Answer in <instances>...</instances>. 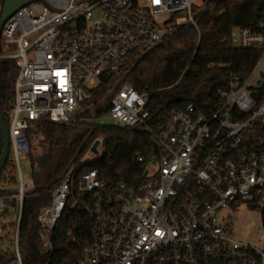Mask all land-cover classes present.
<instances>
[{"label": "built area", "instance_id": "2783aa9c", "mask_svg": "<svg viewBox=\"0 0 264 264\" xmlns=\"http://www.w3.org/2000/svg\"><path fill=\"white\" fill-rule=\"evenodd\" d=\"M204 1L35 0L5 21L0 58H12L18 74L8 123L12 168L6 164L0 175L4 264H26L24 204L37 184L25 182L21 160L33 171L38 166L32 149L39 123L75 122L84 101L108 85L104 74L179 30L163 18L185 15L184 24L199 30ZM229 40L234 50L257 56L247 71L233 67L228 87L209 104L192 97L181 107L154 110L149 92L130 83L109 88L113 124L148 132L155 152L135 155L141 171L133 179L108 181L91 166L104 148V138L96 137L39 213L43 264H59L57 254H79L60 264H264V241L239 237L220 216L241 204L264 216V30L237 26ZM75 212L90 219L89 238L85 227L77 234L61 226ZM64 234L72 243L84 240L79 253L74 244L58 249Z\"/></svg>", "mask_w": 264, "mask_h": 264}, {"label": "trees", "instance_id": "16d2710c", "mask_svg": "<svg viewBox=\"0 0 264 264\" xmlns=\"http://www.w3.org/2000/svg\"><path fill=\"white\" fill-rule=\"evenodd\" d=\"M198 13L199 30L192 24H184L173 35L167 36L162 44L148 53L134 52L126 58L119 72L106 73L107 86L95 90L94 98L84 101L78 119L72 123H54L42 121L37 132L46 133L49 144L48 162L52 159V150L63 140L64 147L57 165H53L45 182L37 184L35 190L26 197L22 219L21 245L26 264H43L46 260L39 253L37 240L40 224L38 216L50 201L51 188L61 179L67 169L81 157L90 143L103 134L104 148L98 160L91 166L101 170V176L108 181L131 180L140 173V165L135 160L137 153L150 154L155 147L146 131H128L121 127L95 124L90 120L96 115L107 113L109 109V88L120 82L130 83L141 92H149V105L154 110L181 107L192 97L206 104L212 98H219V90L228 87L233 67L247 71L256 59L252 51L233 49L229 40L235 27L250 28L253 31L264 30V0H205ZM3 0L0 2V9ZM226 38V39H225ZM2 35L0 46L2 47ZM0 47V49H1ZM18 67L12 58H0V102L5 118L9 123L14 97V83ZM103 104L95 116L91 107L96 101ZM86 124L74 132L79 124ZM42 129V130H41ZM79 129V128H78ZM3 150V137L0 127V156ZM40 157V156H39ZM39 157H33L39 161ZM12 168L10 154L7 168ZM39 174V173H38ZM64 228L73 227L78 234L85 227L89 238L90 219L83 212L66 216L60 223ZM84 240L72 243L62 235L61 248L73 245L79 250ZM79 254H57V263L69 256ZM4 259V257H3Z\"/></svg>", "mask_w": 264, "mask_h": 264}, {"label": "rangeland", "instance_id": "374dc122", "mask_svg": "<svg viewBox=\"0 0 264 264\" xmlns=\"http://www.w3.org/2000/svg\"><path fill=\"white\" fill-rule=\"evenodd\" d=\"M205 2H203V5ZM1 10V9H0ZM35 10L41 11L43 10L42 6L37 4L35 5ZM169 19V23L177 24L179 26H183L184 23L187 21V16L185 15H176L172 19L169 17L163 18V20ZM182 24V25H181ZM103 104L102 100L96 101L95 104L91 107V114L92 116L96 115V111L99 108L100 105ZM91 122L95 124H103L107 126H115L116 128L121 127V124H113V119L108 114V112L103 113L101 115H96L93 117ZM62 124V123H60ZM86 124L81 123L76 126L77 129L74 130V132H77V130L82 129L85 127ZM79 128V129H78ZM42 130V129H41ZM102 139L103 134L100 136ZM46 133L45 132H37L33 139V149H32V156L33 157H39L41 154H43L46 150ZM64 141L61 140L60 145H55L52 150V159H50L49 164H46L42 171L39 172V174H36L29 164H27L26 160H21V168L24 175L25 182H34L35 184H40L42 182H45L48 178L49 172L51 171V168L53 165H57L59 162ZM104 147V145H103ZM221 217H226V221L232 222L233 225L236 227L237 235L239 237L243 238H249L252 242L261 244L264 241V216L263 213L259 210L252 209L248 207L246 204H241V206L237 209L234 208H226L220 213Z\"/></svg>", "mask_w": 264, "mask_h": 264}, {"label": "water", "instance_id": "95a60500", "mask_svg": "<svg viewBox=\"0 0 264 264\" xmlns=\"http://www.w3.org/2000/svg\"><path fill=\"white\" fill-rule=\"evenodd\" d=\"M32 1L35 0H3L0 10V35H1V29L3 28L5 21L19 8L31 3ZM0 127L3 137V150L0 156V175H1L10 157V134H9L8 122L5 118L4 111L1 106V102H0ZM99 144H100V139H96L91 147V152L94 155H97L99 153V149H98ZM45 147L46 150L43 154L40 155L38 166L34 170L36 174L42 171V169L48 162L49 144L46 143ZM0 264H4L1 255H0Z\"/></svg>", "mask_w": 264, "mask_h": 264}, {"label": "flooded vegetation", "instance_id": "af4514ba", "mask_svg": "<svg viewBox=\"0 0 264 264\" xmlns=\"http://www.w3.org/2000/svg\"><path fill=\"white\" fill-rule=\"evenodd\" d=\"M1 32H2V29H1Z\"/></svg>", "mask_w": 264, "mask_h": 264}]
</instances>
